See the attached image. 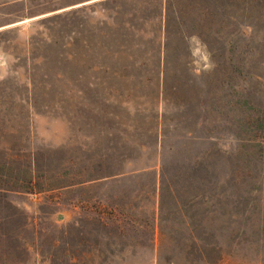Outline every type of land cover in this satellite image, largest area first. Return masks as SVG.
<instances>
[{
	"label": "rangeland",
	"instance_id": "obj_1",
	"mask_svg": "<svg viewBox=\"0 0 264 264\" xmlns=\"http://www.w3.org/2000/svg\"><path fill=\"white\" fill-rule=\"evenodd\" d=\"M194 2L207 14L196 32L171 33L162 65L157 41L128 32L89 26L82 48L80 72L98 77L88 97L102 107L110 98L124 120L121 104L145 109L163 86L167 128L172 119L189 132L166 140L156 216L152 193L128 186L111 193L115 211L96 208L110 203L107 190L64 194V103L66 116L77 103L71 16L64 80V0L0 6V187L10 190L0 193V264H264V0ZM192 35L211 71L173 48ZM78 196L87 203L73 208Z\"/></svg>",
	"mask_w": 264,
	"mask_h": 264
},
{
	"label": "crops",
	"instance_id": "obj_2",
	"mask_svg": "<svg viewBox=\"0 0 264 264\" xmlns=\"http://www.w3.org/2000/svg\"><path fill=\"white\" fill-rule=\"evenodd\" d=\"M19 1L24 0H0V6ZM194 1L196 0H64V80L65 18L71 16L67 46L71 49V80L73 85L76 80L77 100V103L71 106L70 116H66L64 103V194L66 191L81 193L85 190H107L110 203L106 207L96 203V208L115 211V205H111V193L115 195L118 188L128 186L140 193H152L153 211L156 216L160 209V191L164 182L169 181L167 171L162 168L165 160L162 153L166 140H169L168 136H173V133L178 138H187L189 132L178 133L177 121L172 119H168L167 128L166 88L163 86L159 89L155 103L152 106L146 105L145 109H131L128 104H121L127 116L124 120L118 117L116 104H112L110 98L106 99L108 105L102 107L99 97H88L87 90L94 91L98 88L95 83L98 77L95 72L91 76L80 72L82 48L87 55V49L90 48L87 40L89 26L100 33L106 28L109 34L117 31L128 32L134 35L133 39L141 37L157 41L158 63L162 65L166 63L168 50L171 48L168 43L171 33L196 32L197 16L207 14L201 11L202 3L198 7ZM198 1H204L207 6L208 0ZM184 40L185 42H176L173 48L190 53L188 40ZM101 46L105 47L104 44ZM139 46L133 43V47ZM108 48H111V43ZM161 74L164 79V73ZM111 75L114 76L103 72V76L108 79ZM127 77L131 78L133 75L129 74ZM83 78L91 82L84 85L82 98ZM150 113L153 114L151 118ZM142 114L143 119H140ZM178 145L174 140L167 145L170 163H177ZM66 151H69L67 157ZM115 199L116 197H113L112 202ZM83 202L86 201L80 200L78 196L72 207L81 208ZM92 206L94 208V203ZM157 234L155 229L152 233L154 241Z\"/></svg>",
	"mask_w": 264,
	"mask_h": 264
},
{
	"label": "clouds",
	"instance_id": "obj_3",
	"mask_svg": "<svg viewBox=\"0 0 264 264\" xmlns=\"http://www.w3.org/2000/svg\"><path fill=\"white\" fill-rule=\"evenodd\" d=\"M192 54L198 58V62H202L203 67L207 71H211L215 64L211 60V53L208 52L207 46L199 39L197 35L187 38Z\"/></svg>",
	"mask_w": 264,
	"mask_h": 264
},
{
	"label": "trees",
	"instance_id": "obj_4",
	"mask_svg": "<svg viewBox=\"0 0 264 264\" xmlns=\"http://www.w3.org/2000/svg\"><path fill=\"white\" fill-rule=\"evenodd\" d=\"M8 191H10V190H9V189H6V188L3 187V186L0 187V193H5V192H8ZM29 192H30V193L34 192V189L31 188V189L29 190Z\"/></svg>",
	"mask_w": 264,
	"mask_h": 264
}]
</instances>
